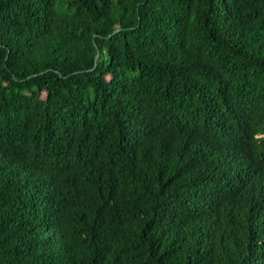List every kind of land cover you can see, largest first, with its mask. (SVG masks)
<instances>
[{
	"label": "trees",
	"instance_id": "1",
	"mask_svg": "<svg viewBox=\"0 0 264 264\" xmlns=\"http://www.w3.org/2000/svg\"><path fill=\"white\" fill-rule=\"evenodd\" d=\"M0 264H264V0H0Z\"/></svg>",
	"mask_w": 264,
	"mask_h": 264
}]
</instances>
